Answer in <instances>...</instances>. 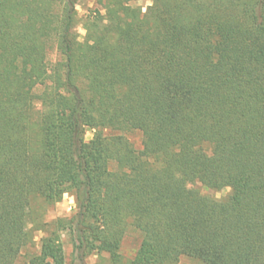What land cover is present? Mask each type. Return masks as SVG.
<instances>
[{
  "label": "trees",
  "instance_id": "16d2710c",
  "mask_svg": "<svg viewBox=\"0 0 264 264\" xmlns=\"http://www.w3.org/2000/svg\"><path fill=\"white\" fill-rule=\"evenodd\" d=\"M126 1L96 0L74 46L76 0H0V264L33 243L32 203L64 194L73 214L24 264H66L61 233L75 264H264V0Z\"/></svg>",
  "mask_w": 264,
  "mask_h": 264
},
{
  "label": "rangeland",
  "instance_id": "374dc122",
  "mask_svg": "<svg viewBox=\"0 0 264 264\" xmlns=\"http://www.w3.org/2000/svg\"><path fill=\"white\" fill-rule=\"evenodd\" d=\"M96 0H76V12H77V21L74 28V46L76 44L82 43L85 31L83 29V23L86 17L94 16V13L97 10L101 11V8L96 4ZM152 0H129L126 3L136 9H140L142 13L146 11V8L151 5ZM103 14V11H101ZM58 60V54L55 49L49 51L47 56V63L49 66L54 64ZM41 89V88H40ZM40 89H36V94L40 93ZM37 115L40 111V105L36 104ZM105 134H120L123 138L131 145L135 151H140L142 148V138L141 134L137 131H125V132H114L110 129L104 131ZM93 131L86 129L84 132L83 139L87 143L92 139ZM111 169H114V165H110ZM189 189L197 190L201 195L211 198L215 201L224 200L230 190L228 188L216 191L204 188L200 184H195L194 186H189ZM75 210L74 198L71 194H64L57 202L54 203H43L40 200L33 202L31 205V221L28 225V228L32 231L33 234V243L25 250L21 252L19 258V264H24L27 261V258L31 254L39 252L40 240L43 238L46 233L44 232V224L51 223L56 219L69 218ZM60 243L62 245L65 263L70 264L74 261L72 254V246L68 237L64 234H60ZM139 245L138 235L129 230L123 239L119 254L123 262H127L132 259ZM84 264H109L108 258L105 254H89L84 259ZM176 264H199L195 260L190 258L182 257Z\"/></svg>",
  "mask_w": 264,
  "mask_h": 264
}]
</instances>
